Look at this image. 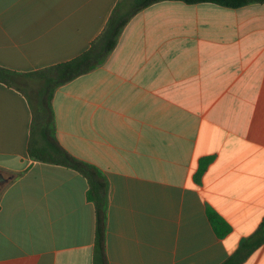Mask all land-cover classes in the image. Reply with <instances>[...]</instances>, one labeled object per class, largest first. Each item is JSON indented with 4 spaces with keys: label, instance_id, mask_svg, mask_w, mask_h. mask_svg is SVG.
Returning <instances> with one entry per match:
<instances>
[{
    "label": "crops",
    "instance_id": "1",
    "mask_svg": "<svg viewBox=\"0 0 264 264\" xmlns=\"http://www.w3.org/2000/svg\"><path fill=\"white\" fill-rule=\"evenodd\" d=\"M119 1L0 0V69L71 61ZM52 108L58 143L106 176L107 264H222L264 223V2L155 3ZM31 120L0 82V264H93L87 181L29 158Z\"/></svg>",
    "mask_w": 264,
    "mask_h": 264
},
{
    "label": "trees",
    "instance_id": "2",
    "mask_svg": "<svg viewBox=\"0 0 264 264\" xmlns=\"http://www.w3.org/2000/svg\"><path fill=\"white\" fill-rule=\"evenodd\" d=\"M163 1H179L194 5L211 3L225 8H240L264 0H121L109 18L103 32L89 49L66 63L31 73H15L0 69V82L23 93L31 107L32 120L27 154L32 161L60 165L82 175L88 184L87 199L95 210V242L93 264H107L105 260V224L108 208L106 176L94 165L68 153L57 141L56 124L52 108L55 91L75 78L101 66L116 47L120 34L129 20L145 8ZM221 228V222L214 220ZM264 242V223L245 239L236 253L222 264H241Z\"/></svg>",
    "mask_w": 264,
    "mask_h": 264
},
{
    "label": "water",
    "instance_id": "3",
    "mask_svg": "<svg viewBox=\"0 0 264 264\" xmlns=\"http://www.w3.org/2000/svg\"><path fill=\"white\" fill-rule=\"evenodd\" d=\"M6 181V180H5Z\"/></svg>",
    "mask_w": 264,
    "mask_h": 264
}]
</instances>
